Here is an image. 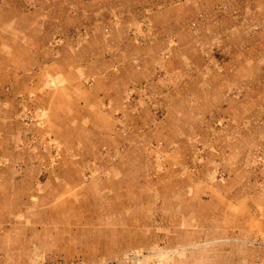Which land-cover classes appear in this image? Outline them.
<instances>
[{"label":"rangeland","instance_id":"1","mask_svg":"<svg viewBox=\"0 0 264 264\" xmlns=\"http://www.w3.org/2000/svg\"><path fill=\"white\" fill-rule=\"evenodd\" d=\"M264 264V0H0V264Z\"/></svg>","mask_w":264,"mask_h":264},{"label":"crops","instance_id":"2","mask_svg":"<svg viewBox=\"0 0 264 264\" xmlns=\"http://www.w3.org/2000/svg\"><path fill=\"white\" fill-rule=\"evenodd\" d=\"M238 264H239V263H238ZM240 264H246V260L241 259V260H240Z\"/></svg>","mask_w":264,"mask_h":264}]
</instances>
